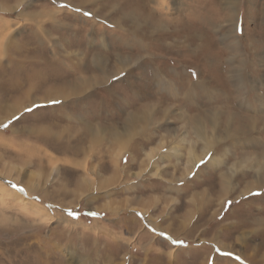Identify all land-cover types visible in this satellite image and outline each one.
Instances as JSON below:
<instances>
[{
    "label": "rangeland",
    "instance_id": "1",
    "mask_svg": "<svg viewBox=\"0 0 264 264\" xmlns=\"http://www.w3.org/2000/svg\"><path fill=\"white\" fill-rule=\"evenodd\" d=\"M255 97L264 0H0V264H264Z\"/></svg>",
    "mask_w": 264,
    "mask_h": 264
},
{
    "label": "bare ground",
    "instance_id": "2",
    "mask_svg": "<svg viewBox=\"0 0 264 264\" xmlns=\"http://www.w3.org/2000/svg\"><path fill=\"white\" fill-rule=\"evenodd\" d=\"M157 3V2H156ZM226 4H227V6L229 7V9H230V11H231V13H232V16L231 17H229L230 19H227V20H231V21H233L234 22V8L232 7V6H230L231 4L230 3H228V2H226ZM142 5V4H141ZM145 5V4H144ZM143 5V6H144ZM142 9H143V7H142ZM144 12V11H143ZM135 19V18H134ZM233 27H235V23H234V25L232 24V27H231V31L233 30ZM158 78V77H157ZM158 80H160L159 78H158ZM236 83H237V87H238V89H240V90H242L243 88H244V81L242 80V79H236V80H234ZM204 84H206V82H203ZM161 86H163V85H161ZM216 87V86H215ZM209 92L210 93H214L215 91H214V89H209ZM53 93V92H52ZM205 93V92H204ZM234 94V93H233ZM239 94V92L238 93H236L235 95H238ZM240 95V94H239ZM256 96V95H255ZM258 98V97H257ZM236 99V102H235V104H238V105H241V106H243L241 103H240V101L238 100V103H237V99L238 98H235ZM254 100H257V101H260V100H258V99H256V97H255V99ZM242 103H244L245 101H241ZM246 103V102H245ZM257 104V103H256ZM263 104H264V97L262 98V100L258 103V105H260V107H262L263 106ZM243 107H245V106H243ZM249 107V106H248ZM248 107H246V108H248ZM252 108H254V107H252ZM255 109V108H254ZM228 117V116H227ZM252 117H250L248 120H243V119H239L237 122H236V134L235 135H237V136H234L233 138H235V137H240V138H242V139H238V140H236L235 142L236 143H238V148L239 147H245V145L247 144V145H249V146H254L256 149H257V147L258 146H261V143L260 142H258V140L257 139H255V141L253 142H246L245 141V136L244 135H247L248 133H252V132H254V131H256L257 130V125H259V124H262V126L263 127H261L260 128V131H261V133H264V114L262 115V117H261V119L259 120H256V119H251ZM146 119V118H145ZM140 122H144L145 120L144 119H142V120H139ZM210 121H211V119H210ZM257 121H260L261 123H257ZM134 122H138L137 120H135V119H133V118H131L130 117V121H128V123L130 124V125H133L134 124ZM230 121L228 120L227 121V124L229 123ZM234 129V128H233ZM193 131H194V133L197 135V137H199V139L201 138L202 139V141H203V143H204V145L206 146V148H208L209 146H210V144L209 143H211V144H213L212 142L213 141H217V139L215 138V139H213L212 141H211V139H206L207 137L205 136V131H204V127L200 124V122H199V124H198V122H196V127H194L193 128ZM125 136H126V134H125ZM211 138V137H210ZM225 138H227V134H226V136H225ZM252 138V137H251ZM240 143H242L243 144V146H241L240 145ZM262 144H263V142H262ZM212 146V145H211ZM210 146V147H211ZM257 146V147H256ZM263 146V145H262ZM210 147L208 148V149H210ZM263 148V147H262ZM211 149H212V147H211ZM210 149V150H211ZM209 150V151H210ZM205 151V150H204ZM208 150L206 149V152H204L203 154L205 155L206 153H208L207 152ZM253 151V150H252ZM262 151V150H261ZM259 154H261V153H259ZM193 155V154H192ZM204 157H206V156H204ZM196 158V157H195ZM212 158H214V157H210L209 158V160H208V162H207V164H206V167H207V169L208 168H213V167H216L218 170H219V168H220V166H224V163L223 162H218V164L216 163L215 164V161L212 159ZM240 161L238 160V162H234V166H236V165H238L239 166V170L240 169H242L241 168V166H242V164L243 165H245L244 166V170L245 171H241V174H245V173H247V171L248 170H251V174L254 176V181H253V183L252 184H254L253 186V189L252 190H260V189H262V188H260V187H264V176L263 175H260L258 172H262L263 174H264V152L262 153V155H261V160H262V165H263V168H261L260 169V165H259V163H258V159H255V161H254V158H252L251 156H248V155H243V154H240ZM244 159V160H243ZM198 160H200V159H197V160H195L196 162L198 161ZM215 169V168H214ZM214 171H217V170H214ZM227 174V173H226ZM194 176H196V177H198V174H194ZM229 180H230V176H228V174L227 175H223L222 176V183H224L226 186L228 185V182H229ZM255 188V189H254ZM252 190L250 191V192H252ZM6 190H4V188H2V187H0V201H1V203H0V205L2 206V207H7V205H8V201L9 200H7V196L8 195H6L7 194V192H5ZM221 191V190H220ZM202 192L204 193L203 195H205L206 194V190L204 189V190H202ZM249 192V193H250ZM4 197H6V198H4ZM10 197V196H9ZM17 199L18 197L17 196H14V197H12V199ZM204 198V197H203ZM261 198V197H260ZM260 198H258V199H260ZM19 199V198H18ZM202 199V198H201ZM7 200V201H6ZM20 201V200H19ZM35 208H36V206H35ZM30 209H34L32 206H30ZM40 216H42V215H40ZM43 217V216H42ZM40 218L41 220L42 219H44V218ZM257 222V221H256Z\"/></svg>",
    "mask_w": 264,
    "mask_h": 264
},
{
    "label": "snow or ice",
    "instance_id": "3",
    "mask_svg": "<svg viewBox=\"0 0 264 264\" xmlns=\"http://www.w3.org/2000/svg\"><path fill=\"white\" fill-rule=\"evenodd\" d=\"M29 111L31 110V109H28Z\"/></svg>",
    "mask_w": 264,
    "mask_h": 264
}]
</instances>
